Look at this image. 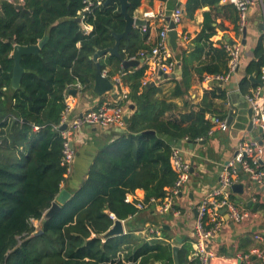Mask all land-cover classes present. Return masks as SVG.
Returning a JSON list of instances; mask_svg holds the SVG:
<instances>
[{
	"label": "trees",
	"instance_id": "trees-1",
	"mask_svg": "<svg viewBox=\"0 0 264 264\" xmlns=\"http://www.w3.org/2000/svg\"><path fill=\"white\" fill-rule=\"evenodd\" d=\"M220 2L186 0L184 5L191 16L202 5L217 6ZM139 4L140 0H129L127 12L133 14ZM85 5V0H24L25 11L6 1L1 3L0 264H174L168 243L142 240L132 231L101 238L114 222L110 213L126 220L136 212L134 205L125 201L126 194L142 189L144 200L164 197L176 178L170 165L172 145L179 140L206 139L212 128L206 117V112L212 111L209 100L196 111L163 118L164 102L151 100L154 88L141 83L144 64L121 77L131 100L137 103L124 132L117 141L98 147L70 197L55 214L43 218L68 175L61 162L63 139L57 127L66 107L67 85L76 80L86 84V78L92 79L93 53L112 46V31L120 33L124 28L117 1L107 5L102 1L89 12L83 10ZM224 6L232 7L231 19L237 31V11L230 4ZM85 25L92 29L85 32ZM214 28L206 12L195 39L198 52L207 47L208 57L197 67L201 80L204 74H221L227 69L226 51L209 41ZM45 36L38 54L23 55L24 72L14 87V44H36ZM146 41L142 28L132 30L120 42L121 57L136 58L140 51L147 54L153 44ZM100 64L103 69L106 64L111 67L110 75L120 69V60L113 55ZM263 65L264 33L245 66L242 91L256 85L250 76L259 79ZM140 88H145V93ZM180 88L181 83L175 86L176 94L183 93ZM213 116L224 120L223 116ZM37 220L41 232L35 234L33 221ZM190 251V244L184 243L178 252L180 264H197L189 258Z\"/></svg>",
	"mask_w": 264,
	"mask_h": 264
},
{
	"label": "crops",
	"instance_id": "crops-1",
	"mask_svg": "<svg viewBox=\"0 0 264 264\" xmlns=\"http://www.w3.org/2000/svg\"><path fill=\"white\" fill-rule=\"evenodd\" d=\"M3 1L0 0V12ZM185 2L186 0H140V4L134 10L133 14L139 18H143V13L146 11H153L155 14L161 13L168 24L167 18L170 17L174 6L180 4L183 8L182 23L175 27L177 32L175 47L170 44L168 36V45L171 58L175 61V68L171 72L165 73V76L160 74L158 70L152 71L153 75L149 76L146 84H144L147 87L154 88V93L149 98L151 100L157 98L164 102L163 118L172 114L179 115L196 111L204 104V100H209L212 103V111L206 112V117L210 118L212 124L213 115L215 114L223 116L227 122V117L231 112L232 120L230 123L227 122L228 127L226 130L213 126L208 132V138L202 139L205 140L203 143L199 142L202 140H199L190 145L189 141L181 140L180 147L184 151L186 159L190 162L192 171L188 182L183 188V194L178 197L177 204L181 207L182 213L186 207L190 208L189 211H185L178 218H173L170 214L159 215L154 209H147L123 220L126 232L136 233L139 231V229H133L137 223L143 225V228H141L143 230L147 228L158 230L159 228L158 235L149 233L151 237L148 238L152 241L153 239L154 241H156L155 239H162L161 229H164L167 233L170 230H176L173 240L176 243L179 242L177 244L180 249L186 242L192 248L194 218L192 206L218 185L223 165L232 159L240 143L244 140L258 139L260 142L264 140V133L251 124L250 108L246 100L247 92L242 91L240 86L245 66L252 57V49L263 33L259 28V24L264 23V6L257 2L251 7L246 36L243 38L239 30H234L235 24L231 19L233 16L232 7L225 8L224 6V4L230 3L221 0L217 6L205 4L189 16L185 10ZM206 12L210 14L215 26L214 33L209 38L213 45L218 47L223 40H239L243 45L239 69L227 81L204 83L197 72V67L208 57L206 54L207 47L200 53L196 50L197 46L195 44V39L201 31ZM162 25L163 22L159 18L146 19V30L144 32L147 33V44L152 45L156 42ZM140 28L134 27L133 30ZM91 29L90 25H85V32H89ZM183 33L187 35L186 39L181 37ZM108 56L99 57L98 62L105 63ZM135 59L142 60L136 66L129 67L126 70L122 69L120 65V69L114 71L112 75L108 74L111 67L106 64L103 73L112 81L113 89L102 95H98L93 91L91 84L93 78H86L90 79V84L85 79L86 84L76 80L67 85L65 103L68 105L69 111L66 113V121L87 109L99 106L103 102L122 103L125 115L129 118L137 110V103L131 100L129 88L122 82L121 77L122 75L125 76L126 72H131L143 64L145 65L144 73H146L149 65L141 56ZM184 77H186V82L183 80ZM118 78L121 85L116 83ZM179 83L182 87L180 89L183 90L182 94H176L175 91V86ZM140 91L145 93V88H140ZM124 93L127 95L126 98L123 97ZM118 129L83 125L75 132L73 136L75 156L66 181L61 184L63 189L71 193L72 189L77 186L84 176L88 162L92 160L98 147L117 141L121 136L120 133L124 132L125 127ZM115 147L113 146L114 149ZM239 175L236 184L242 186V191L231 189L230 198L237 206L247 208L250 215L236 221L228 211L223 210L224 219L221 229L218 235L208 243V246L217 256L216 259H213L214 264H264V259L251 253L254 248L264 249V243L254 238L255 233L264 235V206H259L262 203V190L257 185L251 184L245 173L241 172ZM65 183L66 186H64ZM134 194L139 199H144L142 189H136ZM163 240L169 242L167 238ZM242 254H249V258L240 259L239 255Z\"/></svg>",
	"mask_w": 264,
	"mask_h": 264
},
{
	"label": "built area",
	"instance_id": "built-area-1",
	"mask_svg": "<svg viewBox=\"0 0 264 264\" xmlns=\"http://www.w3.org/2000/svg\"><path fill=\"white\" fill-rule=\"evenodd\" d=\"M14 6L24 5V0H4ZM232 4L238 14L237 26L240 33L243 29H247L248 15L253 5L259 2L264 6V0H222ZM102 0H85L84 11L89 12L95 5L101 4ZM159 18L163 25L158 33L156 42L150 49V52L145 54L144 51L139 52L146 62L149 63L146 73H144L141 83L144 85L149 76H152L156 70L162 73H169L175 68V61L171 58L170 47L168 45L169 23L165 22L164 16L153 11L143 13V18ZM170 19L176 25L182 23L183 8L180 4H176L170 14ZM145 31V25L141 27ZM264 33V30H262ZM183 39L187 38L186 34H182ZM213 45V44H212ZM220 45L227 53V69L221 74H204L202 82L227 81L233 76L240 66L242 46L239 40H223ZM215 46V45H213ZM130 59H135L132 57ZM151 70V72H150ZM259 80L262 84H256L248 89L246 100L251 109V124L253 127L260 129L264 133V65L261 67V75ZM116 83L121 85L120 79H116ZM124 98L127 95L124 93ZM69 111L66 104L62 113L61 123L66 124V128L61 132L63 139L61 162L66 166L69 173L72 162L75 156L73 146V136L83 125L90 127L102 128H124L125 110L122 103L103 102L95 108L87 109L78 115L73 116L66 121V113ZM217 127L221 130H226L228 125L225 120L213 117L212 128ZM37 127L35 126V129ZM170 165L176 173V178L171 187L166 189V194L162 198H150L149 200L139 199L134 193H128L125 196V201L132 203L136 208V212L129 217H133L141 211L154 209L159 215L170 214L173 218H178L189 211L186 207L183 210L177 204L178 197L183 194V188L189 180L191 173V164L186 159L184 151L177 143L172 145L170 154ZM245 173L251 184H255L262 190L261 202L264 206V140L260 142L258 139H246L240 143L232 159L228 160L222 168L219 175L218 185L211 191L207 192L195 204L193 209L196 210V216L193 213V241L189 258L195 259L197 264H214L213 259L217 256L215 252L208 246L219 233L223 222V210L229 212L230 216L240 221L250 215V212L245 207H239L230 198L232 186L237 183L240 173ZM67 173V174H68ZM112 219H116L113 213L109 214ZM123 221V219H122ZM149 232L158 235L157 229H148ZM254 238L264 243V235L254 234ZM252 254L264 259V249L254 248ZM239 258L247 259L249 254L239 255Z\"/></svg>",
	"mask_w": 264,
	"mask_h": 264
},
{
	"label": "water",
	"instance_id": "water-1",
	"mask_svg": "<svg viewBox=\"0 0 264 264\" xmlns=\"http://www.w3.org/2000/svg\"><path fill=\"white\" fill-rule=\"evenodd\" d=\"M104 5H107L111 3L112 1H117L119 3V9H120V14L123 16L124 19V28L123 31L120 33H116L112 31V36L114 38V43L110 47H106L103 49H96L95 52L92 55V60L95 62V74L93 77V81L91 83L90 79H86L87 82L92 84V89L93 91L98 94L102 95L106 92H109L110 90L113 89V83L112 81L103 73V68H101L100 63L98 62V58L104 55H113L116 56L120 60V65L121 68L126 70L129 67H134L136 66L140 60L137 59H123L120 55L119 52V45L120 42L123 38H128L129 34L133 30L134 27H142L146 25V20L143 18L136 17L134 14H129L127 12V7L129 6V0H102ZM18 9H23L25 8L22 5H17L16 6ZM26 11V10H25ZM2 14V12H0ZM77 20H80V18H77ZM168 23H169V40L170 44L175 47L176 41H177V32L175 30V24L173 21L170 19V17L167 18ZM260 30H264V23L261 22L259 24ZM246 28L243 29L242 36L245 38L246 36ZM47 40V36L43 37L40 39L36 44H28V45H20V44H14L11 56L14 59V64H13V71H12V85L14 87H17L20 82V78L24 72V68L21 66V59L23 55L26 54H38L42 46ZM245 42V39L243 40ZM160 74H163L164 76L166 75L165 73L160 72ZM250 79H252L256 84H262V81L259 79H254L252 76H250ZM249 113H251V109L249 110ZM127 116L124 117V122L127 123ZM232 120V114L231 112L229 113L227 117V122L230 123ZM66 128V124L63 123L58 127L59 131H62ZM119 128L118 130H120ZM199 142H205V140L199 141ZM195 143L189 141L190 145H193ZM181 145V141H177V146ZM192 171V170H191ZM232 190L234 191H242V186L235 184L232 186ZM71 193L65 189H61L56 196L55 200L52 201L50 207L45 211L43 214V218L47 219L51 217L53 214H55L60 208L61 204H63L69 197ZM181 196V193H180ZM193 213L196 216V210L193 209ZM41 232V230L39 231ZM127 232L124 230V225L123 221L121 219H115L111 227L101 234V238L107 239L110 237H116V236H121L126 234ZM180 247L178 245H173L172 246V253H173V260L174 264H180L179 262V257H178V252H179ZM256 258V257H254Z\"/></svg>",
	"mask_w": 264,
	"mask_h": 264
},
{
	"label": "rangeland",
	"instance_id": "rangeland-1",
	"mask_svg": "<svg viewBox=\"0 0 264 264\" xmlns=\"http://www.w3.org/2000/svg\"><path fill=\"white\" fill-rule=\"evenodd\" d=\"M67 184L65 183L64 184V186H66ZM146 215V214H145ZM33 225L35 226V234L36 233H38L39 232V227H40V221L39 220H37V221H33ZM143 226V225H142ZM141 226V224H136V226H134L133 227V229H139V231H137L136 233L135 232H131L132 234H134L135 236H137L139 239H148L149 240V238L148 237H151V236H149V233H151V232H149V230H148V228L147 229H145V230H143V229H141V228H143ZM159 226V225H158ZM158 230L160 231V229L158 228ZM162 230V229H161ZM175 231L176 230H170L168 233L166 232V233H163V230L161 231V237H162V239H155L157 242H161V243H168V244H170L171 246H173V245H178L177 243H179V242H174V235H176L175 234ZM165 238H167L168 239V241L169 242H166L165 240H163V239H165ZM151 239V238H150ZM154 240V239H153ZM139 241H141V240H139Z\"/></svg>",
	"mask_w": 264,
	"mask_h": 264
}]
</instances>
